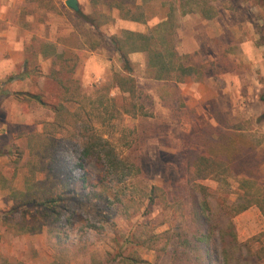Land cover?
I'll return each mask as SVG.
<instances>
[{
    "label": "rangeland",
    "instance_id": "rangeland-1",
    "mask_svg": "<svg viewBox=\"0 0 264 264\" xmlns=\"http://www.w3.org/2000/svg\"><path fill=\"white\" fill-rule=\"evenodd\" d=\"M205 1L215 9L212 18L182 13L185 0H153L146 6L152 16L135 22L102 0H78V11L107 35L147 33L174 7L175 48L206 75L176 85L157 81L145 76L147 54L131 53L139 86L131 95L116 85L117 53L90 47L93 27L65 0H0V264H166L177 231L194 229L188 189L172 184L185 175L186 134L212 123L244 131L264 149V0ZM71 33L78 47L70 41L64 59L41 56L48 42L58 52L67 48L57 39ZM195 82L204 87L195 90ZM15 91H43L55 108L19 100ZM92 131L126 162L102 172L83 157L82 135ZM261 171L263 187L250 191L264 192V163ZM200 182L211 193L217 224L244 203L231 176ZM59 194L63 200L48 213L32 200ZM232 222L249 257L233 263L264 264L258 207L233 214Z\"/></svg>",
    "mask_w": 264,
    "mask_h": 264
},
{
    "label": "trees",
    "instance_id": "trees-1",
    "mask_svg": "<svg viewBox=\"0 0 264 264\" xmlns=\"http://www.w3.org/2000/svg\"><path fill=\"white\" fill-rule=\"evenodd\" d=\"M151 1L153 0H102L110 10L116 9L122 18L135 22H146L152 16L146 9ZM184 5L189 7L182 13L198 12L204 18H212L216 14L215 9L205 0H185L181 7L184 8ZM75 15L84 19L89 18L81 11L76 12ZM175 19V9L171 5L166 14L151 26L147 33L124 29L119 35L102 33L92 19H86L97 35L96 42L90 47L95 48L101 45L109 47L120 59L122 74L115 76L120 92L132 95L139 89L132 76L133 64L129 58V54L136 52L147 54L146 77L157 81L173 82L175 85L182 82L186 76H194L198 81L204 79L206 74L202 66L185 62V55L179 54L175 48ZM70 41H73V48L78 47L75 43V35L71 33L68 37L57 39L58 43L67 48L58 52L56 44L48 42L40 50L41 56L52 55L56 60L64 59L66 52L71 48ZM26 63L27 61L24 64ZM58 70L53 68L51 72L55 75ZM55 78L59 82L62 81L58 77ZM12 94L19 100H31L42 106L55 108L43 91H15ZM260 99L264 100V96L261 95ZM78 129L87 130L84 127ZM82 138L83 157L94 158V164L97 167L100 166L102 172L114 168L116 163L126 162L115 156V151L108 145V140L95 131L84 133ZM98 141L103 143L101 148ZM184 144L185 175H180L173 180L172 184L175 188L179 186L184 190L188 189L187 204L190 207V223H193L194 229L190 234H186L184 228H178L176 240L173 241L174 245L166 256V264H234L235 260H248L249 257L242 256L241 252V249L247 247V242L238 241L232 216L254 204L264 217L263 190L257 192L249 190L250 187H255L256 190L263 187L261 166L264 158L261 155L264 154V149L259 148L258 143L246 132L239 129H222L212 123L204 125L198 131H190L186 134ZM105 145L109 146L108 153L102 157L100 152ZM75 165L81 168L84 166V161L79 159ZM135 166L138 168L136 164ZM227 176L235 178L239 183L244 191L241 194L244 203L234 207L233 214L226 213L224 222L217 224L214 222L211 193L200 181L207 179L224 181ZM84 177L82 174L83 186L85 185ZM149 199L151 204L153 196H149ZM32 200L37 202L40 210L48 213L53 210L57 202L63 199L59 194ZM118 259L126 260L128 257L120 254Z\"/></svg>",
    "mask_w": 264,
    "mask_h": 264
},
{
    "label": "water",
    "instance_id": "water-1",
    "mask_svg": "<svg viewBox=\"0 0 264 264\" xmlns=\"http://www.w3.org/2000/svg\"><path fill=\"white\" fill-rule=\"evenodd\" d=\"M65 4L67 7L77 12L79 10L78 0H65Z\"/></svg>",
    "mask_w": 264,
    "mask_h": 264
},
{
    "label": "crops",
    "instance_id": "crops-1",
    "mask_svg": "<svg viewBox=\"0 0 264 264\" xmlns=\"http://www.w3.org/2000/svg\"><path fill=\"white\" fill-rule=\"evenodd\" d=\"M203 87H204V86H203V83H202V82H198V83L195 82V85H194L193 88H194L195 90H197V91H200ZM187 88H188V87H185L186 90H187ZM195 90H193V91H195Z\"/></svg>",
    "mask_w": 264,
    "mask_h": 264
}]
</instances>
